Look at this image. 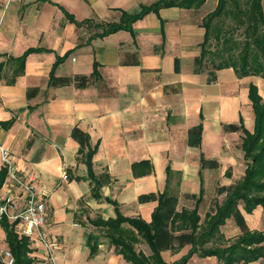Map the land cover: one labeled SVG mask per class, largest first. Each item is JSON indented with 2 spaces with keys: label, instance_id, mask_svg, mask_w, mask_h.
<instances>
[{
  "label": "crops",
  "instance_id": "0c3cea01",
  "mask_svg": "<svg viewBox=\"0 0 264 264\" xmlns=\"http://www.w3.org/2000/svg\"><path fill=\"white\" fill-rule=\"evenodd\" d=\"M155 1L0 0V143L46 202L55 264H131L88 217L108 219L118 209L151 221L159 193L168 190L177 197V210L192 209L203 188L202 222L214 203L226 197L227 190L219 193V188L235 185L245 174L243 132L228 125H239L242 117L245 127L254 130L249 86L256 84L264 96V77H239L233 67H224L209 81L208 68L201 69L197 58L205 35L202 22L218 0H206L200 8L151 11L133 23L134 35L120 29L93 36L102 28L78 26L64 12L79 21L109 23L120 20L121 10L134 12ZM262 4L264 8V0ZM31 47L44 50L31 52L24 72L14 76L18 63L10 57ZM66 53L54 74L68 81L51 84L57 57ZM95 61L99 75L94 74ZM12 119L10 126L3 124ZM200 123L201 133L193 131ZM75 128L89 135L91 146L98 143L92 162L101 181L100 197L93 195ZM202 157L210 163L202 166ZM149 165L151 171L140 174ZM8 192L4 182L0 195ZM19 193L14 187L22 208L25 201ZM148 194L154 196L143 198ZM240 210L249 229L264 231L257 227L263 206L248 213L241 204ZM0 229L6 240L3 226ZM243 231L234 217L222 226L231 240ZM91 232L100 235L94 256L87 244ZM183 232L188 231L176 234ZM141 244L137 249L150 254L149 244ZM33 247L34 255L49 264L44 249L38 243ZM190 247L187 243L179 250L165 249L162 256L169 264ZM187 264L219 260L193 255ZM250 264H264V256Z\"/></svg>",
  "mask_w": 264,
  "mask_h": 264
},
{
  "label": "trees",
  "instance_id": "16d2710c",
  "mask_svg": "<svg viewBox=\"0 0 264 264\" xmlns=\"http://www.w3.org/2000/svg\"><path fill=\"white\" fill-rule=\"evenodd\" d=\"M262 1L218 0L216 7L205 15L202 22L205 35L197 61L201 69L208 68L209 81L215 80L217 70L224 67H233L239 77L248 75L264 77V8ZM205 2L206 0H157L151 4H142L134 12L121 10L120 20L109 23H97L91 18L79 21L73 13L67 10L64 12L68 19L78 26L88 24L101 27L102 31L93 36L102 37L120 29L129 30L134 35L133 23L151 11L159 13L161 8L172 6L200 8ZM41 50L44 49L31 47L18 57L11 56L10 61L18 63L14 69V76L24 72L26 57L31 52ZM69 53L57 57L50 75L51 84H64L68 81V79L57 77L54 71L56 65ZM2 66L3 63H0V69ZM97 67L98 62L95 61V75H99ZM14 80L15 78L11 82ZM249 97L255 112L254 130L250 131L245 127L242 117L239 125H228L233 129L240 128L243 132L242 148L247 165L245 174L235 185L219 188V193L227 190L226 197L222 202L214 203L213 211L206 214L204 221L201 222L199 214L203 188L192 209L177 210V197L170 195L168 190L159 193L158 205L152 213L151 221H146L142 217L125 216L118 209L115 217L87 218L88 222L105 230V236L128 262L131 264H168L162 256V251L165 249L179 250L187 243L191 245L188 252L169 264H187L193 255L216 256L219 264H250L264 256V231L249 229L240 210L241 204L248 213L253 212L258 205L264 207V96L259 93L258 86L251 83ZM13 121L12 119L3 124L10 126ZM193 131L201 133L202 124L197 125ZM73 133L81 142L79 153L87 164L88 177L93 181V195L100 197L101 181L96 177L92 162L98 149V143L91 146L89 135L78 128H75ZM199 142L200 137L197 139V143ZM201 162L202 166L210 163L204 157L201 158ZM150 171L151 165L140 174ZM168 171H170V166H168ZM7 175V166H1L0 189ZM153 196L154 194H148L143 198ZM106 199L118 205L117 201L109 197ZM231 217H234L244 228V231L233 240L226 238L222 232V226ZM2 226L6 232L8 245L15 256V264H43L33 254L35 248L32 246L30 237L19 235L14 225L6 218L3 219ZM181 231L188 232L176 234ZM99 238L100 235L93 232L88 234L87 244L91 256L99 250ZM142 242L149 244L150 254H146L143 249H137ZM0 264L5 263L0 260Z\"/></svg>",
  "mask_w": 264,
  "mask_h": 264
},
{
  "label": "built area",
  "instance_id": "2783aa9c",
  "mask_svg": "<svg viewBox=\"0 0 264 264\" xmlns=\"http://www.w3.org/2000/svg\"><path fill=\"white\" fill-rule=\"evenodd\" d=\"M7 166L8 175L5 180L9 192L0 195V227L6 218L14 225L19 235L30 237L32 246L38 243L47 258L54 259L55 242L47 229L46 202L41 197L32 180H26L13 165L9 149L0 143V167ZM14 187H18L24 196L25 204L18 207ZM0 260L5 264H15V256L5 238L0 237Z\"/></svg>",
  "mask_w": 264,
  "mask_h": 264
},
{
  "label": "rangeland",
  "instance_id": "374dc122",
  "mask_svg": "<svg viewBox=\"0 0 264 264\" xmlns=\"http://www.w3.org/2000/svg\"><path fill=\"white\" fill-rule=\"evenodd\" d=\"M210 4H208V6H209ZM239 37V36H238ZM244 165H245V162H243L242 164H241V168H243L244 167ZM215 201V200H214ZM214 201H213V203H214ZM257 227H259V228H263L264 229V215H263V217H262V220H261V223L259 224V225H257ZM2 231H1V229H0V237H2ZM3 238V237H2ZM144 244V243H143ZM143 244H141L140 246H143ZM144 246H145V244H144ZM36 249V248H35ZM37 250H38V248H37ZM33 254H35V253H33ZM45 256H46V254H45ZM48 259H50V262H49V264H55V253H54V259H51V258H48ZM41 261H43L42 259H40Z\"/></svg>",
  "mask_w": 264,
  "mask_h": 264
}]
</instances>
